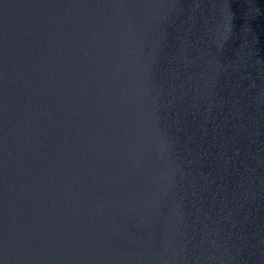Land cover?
<instances>
[{
  "label": "water",
  "instance_id": "1",
  "mask_svg": "<svg viewBox=\"0 0 264 264\" xmlns=\"http://www.w3.org/2000/svg\"><path fill=\"white\" fill-rule=\"evenodd\" d=\"M0 264H264V0H0Z\"/></svg>",
  "mask_w": 264,
  "mask_h": 264
}]
</instances>
